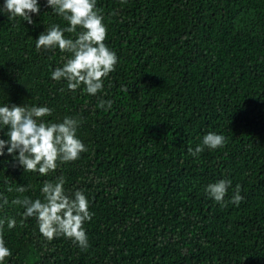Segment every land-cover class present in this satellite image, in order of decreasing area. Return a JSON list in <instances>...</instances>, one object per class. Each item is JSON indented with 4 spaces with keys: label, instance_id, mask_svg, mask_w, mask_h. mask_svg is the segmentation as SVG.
Instances as JSON below:
<instances>
[{
    "label": "trees",
    "instance_id": "16d2710c",
    "mask_svg": "<svg viewBox=\"0 0 264 264\" xmlns=\"http://www.w3.org/2000/svg\"><path fill=\"white\" fill-rule=\"evenodd\" d=\"M39 3L32 24L0 11V106H48V122L78 119L87 151L40 176L5 149L0 194L9 204L0 219L17 225H4L12 255L3 264H264V0H97L118 56L97 95L51 78L68 54L38 51L36 39L67 22ZM101 99L112 108L97 107ZM208 132L227 144L190 155ZM59 176L90 202L87 249L63 236L46 240L11 204L43 199V183ZM221 179L232 181L224 206L206 192Z\"/></svg>",
    "mask_w": 264,
    "mask_h": 264
},
{
    "label": "clouds",
    "instance_id": "9594fccd",
    "mask_svg": "<svg viewBox=\"0 0 264 264\" xmlns=\"http://www.w3.org/2000/svg\"><path fill=\"white\" fill-rule=\"evenodd\" d=\"M122 3L126 0H121ZM47 5L64 21L67 27L59 24L47 27L36 39V49H56L68 54L63 58L62 66L51 72L56 81H67V88L75 92L83 86V92L97 95L104 89V81L116 70L118 56L106 43L108 28L104 23L102 10L97 8V0H47ZM0 11L8 14L9 19L22 18L32 24V14L40 13L39 0H5ZM79 29V31H78ZM65 33L75 34V38L66 37ZM124 86L122 91H127ZM63 91V89H61ZM111 100L101 99L97 107L107 111L112 108ZM53 109L48 106H24L22 104H5L0 106V156L7 153L14 158V165L24 172L38 173L47 176L55 172L64 163L80 158L87 151L86 145L78 137L80 121L66 116L62 122H48L44 118L51 116ZM7 129L5 132L4 129ZM228 142L223 134L208 132L195 149L189 147L193 157H199L205 147L215 150L224 147ZM65 179L59 176L55 181L46 180L41 188L43 199L33 200L28 196H17L11 200L12 205L25 209V219H36L39 232L51 241L58 237L71 239L81 249L89 246L84 228L86 221H91L94 213L90 211V202L86 195L76 190L69 194L65 189ZM232 181L221 179L210 183L207 194L222 206ZM31 185H20L8 192L25 193ZM231 202L239 205L243 200L240 185H236ZM4 205L9 204L7 196L0 194ZM13 229L17 225L15 218L0 219V264H3L12 251L6 246L4 225Z\"/></svg>",
    "mask_w": 264,
    "mask_h": 264
}]
</instances>
